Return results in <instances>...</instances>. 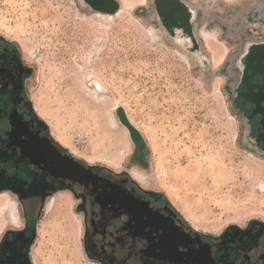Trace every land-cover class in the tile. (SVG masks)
<instances>
[{
	"label": "rangeland",
	"instance_id": "rangeland-1",
	"mask_svg": "<svg viewBox=\"0 0 264 264\" xmlns=\"http://www.w3.org/2000/svg\"><path fill=\"white\" fill-rule=\"evenodd\" d=\"M186 1L201 11L197 32L218 29L229 48L217 69L201 37V56L174 40L154 0L111 20L81 0H0V32L32 67L37 113L73 154L134 179L139 170L144 183L135 180L200 231L264 222V154L237 108L231 66L243 37L263 35L264 0ZM118 113L143 142L140 155ZM82 215L68 194L47 200L34 214L36 264H95Z\"/></svg>",
	"mask_w": 264,
	"mask_h": 264
},
{
	"label": "flooded vegetation",
	"instance_id": "flooded-vegetation-1",
	"mask_svg": "<svg viewBox=\"0 0 264 264\" xmlns=\"http://www.w3.org/2000/svg\"><path fill=\"white\" fill-rule=\"evenodd\" d=\"M81 2L100 12L117 6L116 0L97 2L98 8ZM154 9L175 41L201 54L198 7L186 0H154ZM231 66L237 108L252 145L264 154V35L243 37ZM32 74L18 44L0 32V193L16 200L19 214V223L0 233V264H36L34 214L60 194L74 198L82 212L84 249L95 264H264V222L200 231L129 173L73 154L37 113ZM134 142L140 155L143 142Z\"/></svg>",
	"mask_w": 264,
	"mask_h": 264
},
{
	"label": "bare ground",
	"instance_id": "bare-ground-1",
	"mask_svg": "<svg viewBox=\"0 0 264 264\" xmlns=\"http://www.w3.org/2000/svg\"><path fill=\"white\" fill-rule=\"evenodd\" d=\"M120 1V10L115 14H108V13H102V12H96L97 16L102 18H113L114 16H122L128 12L129 9L133 7L135 3H144L145 0H119ZM231 1V0H228ZM100 19V18H99ZM111 20V19H110ZM152 29V28H151ZM153 30V29H152ZM159 35L161 36L160 31ZM200 35L204 40V43L206 44V48L210 52L211 56V62L214 69H217L218 66L224 61L226 54L228 52V46L225 44L224 41H221L219 39V31L217 29L209 30L206 27H202L200 29ZM153 37V36H152ZM159 37V36H158ZM182 35H178L177 39H182ZM27 51V50H26ZM223 83V82H222ZM98 85V84H97ZM96 86V85H95ZM99 86V85H98ZM96 89L99 90L96 86ZM92 90L93 89H89ZM90 92V91H89ZM91 92V93H92ZM94 92V95L92 97L93 101L95 103V106L104 107L106 108V100L104 98V95H99ZM98 95V96H97ZM87 100V99H86ZM93 103V105H94ZM115 103V102H114ZM92 104V103H91ZM44 109V108H43ZM101 109V108H100ZM74 110V109H73ZM96 110V109H95ZM98 110V109H97ZM102 110V109H101ZM90 111V110H89ZM86 112V111H85ZM92 113V112H91ZM97 113V112H96ZM101 113V112H100ZM88 115V114H87ZM93 115V114H92ZM99 119V118H98ZM104 120V119H103ZM99 124V123H98ZM113 124V123H112ZM115 125V124H113ZM255 164V163H254ZM215 173V172H214ZM220 172H216L215 174H219ZM132 175L135 177L136 180H138L140 183H144V175L142 172H140L137 169H134L132 171ZM193 176V175H192ZM191 176V180H194V177ZM263 182H260L259 185H263ZM52 203V201H51ZM18 206L17 202L14 198H12L7 193H0V227L6 224V222L13 223L14 225H17L19 223V216H18Z\"/></svg>",
	"mask_w": 264,
	"mask_h": 264
},
{
	"label": "water",
	"instance_id": "water-1",
	"mask_svg": "<svg viewBox=\"0 0 264 264\" xmlns=\"http://www.w3.org/2000/svg\"><path fill=\"white\" fill-rule=\"evenodd\" d=\"M102 2V1H106V0H88V3L92 6V7H102V6H98L97 5V2ZM107 10L104 11V13H108V14H114V13H117L119 10H120V7L116 6V7H112V6H107L105 7ZM103 9V8H101ZM177 42V41H176ZM180 43V42H178ZM182 43V42H181ZM185 48V47H184ZM186 50H188L187 48H185ZM189 52H191V50H188ZM95 85L101 89V86H98L97 83L95 82ZM118 116H119V119L121 121V123L126 126V128L129 130L130 132V136L132 138V140H139L138 139V135H137V132L133 129V126L128 122V120L121 114V113H118Z\"/></svg>",
	"mask_w": 264,
	"mask_h": 264
},
{
	"label": "crops",
	"instance_id": "crops-1",
	"mask_svg": "<svg viewBox=\"0 0 264 264\" xmlns=\"http://www.w3.org/2000/svg\"><path fill=\"white\" fill-rule=\"evenodd\" d=\"M255 18H256V17H255ZM261 33H263V35H264V30H263V32H261ZM195 36H196V38L198 39L199 43H201L200 40H199L200 37H201V36H200V32H195ZM201 39H202V38H201ZM201 45H202V44H201ZM203 45H204V47H206L204 41H203ZM209 57H210V58H208V59H209V62H211V56H209Z\"/></svg>",
	"mask_w": 264,
	"mask_h": 264
},
{
	"label": "trees",
	"instance_id": "trees-1",
	"mask_svg": "<svg viewBox=\"0 0 264 264\" xmlns=\"http://www.w3.org/2000/svg\"><path fill=\"white\" fill-rule=\"evenodd\" d=\"M135 130V128H133ZM136 131V130H135Z\"/></svg>",
	"mask_w": 264,
	"mask_h": 264
}]
</instances>
